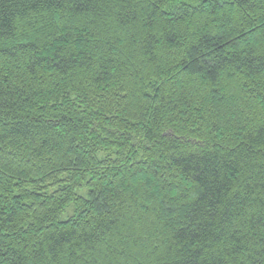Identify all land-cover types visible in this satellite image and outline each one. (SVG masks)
Masks as SVG:
<instances>
[{
	"label": "trees",
	"instance_id": "1",
	"mask_svg": "<svg viewBox=\"0 0 264 264\" xmlns=\"http://www.w3.org/2000/svg\"><path fill=\"white\" fill-rule=\"evenodd\" d=\"M0 264H264V0H0Z\"/></svg>",
	"mask_w": 264,
	"mask_h": 264
},
{
	"label": "rangeland",
	"instance_id": "2",
	"mask_svg": "<svg viewBox=\"0 0 264 264\" xmlns=\"http://www.w3.org/2000/svg\"><path fill=\"white\" fill-rule=\"evenodd\" d=\"M82 193H85V192H82ZM73 215V210L72 209H68L66 210L63 215H62V219L63 220H67L70 216Z\"/></svg>",
	"mask_w": 264,
	"mask_h": 264
}]
</instances>
